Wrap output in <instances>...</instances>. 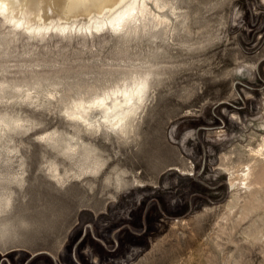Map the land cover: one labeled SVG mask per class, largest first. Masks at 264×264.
<instances>
[{
    "label": "rangeland",
    "instance_id": "rangeland-1",
    "mask_svg": "<svg viewBox=\"0 0 264 264\" xmlns=\"http://www.w3.org/2000/svg\"><path fill=\"white\" fill-rule=\"evenodd\" d=\"M170 1L169 34L45 45L0 26V264H264V0ZM150 67L128 140L79 133L63 113L68 95ZM82 152L105 166L73 179ZM249 169L252 195L229 181Z\"/></svg>",
    "mask_w": 264,
    "mask_h": 264
},
{
    "label": "bare ground",
    "instance_id": "bare-ground-1",
    "mask_svg": "<svg viewBox=\"0 0 264 264\" xmlns=\"http://www.w3.org/2000/svg\"><path fill=\"white\" fill-rule=\"evenodd\" d=\"M115 2L116 0H102L100 3H80L77 0H0V26L6 28L10 34H13L15 39L20 33H24L28 37L38 40L39 43L43 42L47 45L49 39L55 35L71 39L78 36H83L82 39L84 37H91L92 39L96 34L103 35L101 33L113 31L117 35L127 37L148 28L152 31L163 29L164 33L169 34L173 28V20L170 16H174L175 19L179 18L178 7L170 0H136L135 3H131V0H125L119 7H114ZM111 66L109 65V67ZM151 67L145 69L130 68L128 75L122 79L119 78V81H115L110 86L104 85L103 88L92 86L84 92H81L80 89V93H75L77 94L76 96L67 94V99L61 102L64 106L62 109L63 113L79 133L89 134L93 137L112 132L119 138L128 140L135 127L137 117L144 112L150 100ZM55 87L58 88L57 85ZM27 95L31 97V94L28 93ZM47 95L50 99L56 96H54L52 91H48ZM61 98L64 99L63 97ZM103 137L105 138V136ZM73 139L75 138L72 137ZM262 144L264 143L262 142ZM68 146L72 151V155H69L68 158L78 154L80 146L78 147L76 143L72 145L70 142ZM262 150L257 154L264 156ZM83 153L82 158L86 163L77 165L78 171L74 170L73 179H82L86 175H96L103 168L102 166H105L104 162L100 160L99 162L93 155L89 153L83 155ZM49 166L51 176L58 183L64 185L68 179L60 171L59 165L53 162ZM230 174L231 187L236 188L237 191L244 190L245 193L248 192L252 195L259 185L257 181L252 180L253 173L250 169L248 172L236 170ZM68 178L70 179L71 176ZM2 198L0 213L5 212L6 208L12 205L11 195H5ZM1 232L0 228V241H6L3 239L4 236ZM6 246L7 243L5 242L0 245V251H5L4 248Z\"/></svg>",
    "mask_w": 264,
    "mask_h": 264
},
{
    "label": "snow or ice",
    "instance_id": "snow-or-ice-1",
    "mask_svg": "<svg viewBox=\"0 0 264 264\" xmlns=\"http://www.w3.org/2000/svg\"><path fill=\"white\" fill-rule=\"evenodd\" d=\"M77 2H80V3H90V2L91 3H100V2H102V0H77ZM124 2H125V0H116L114 7H119V5L121 3H124ZM135 2H136V0H131V3H135Z\"/></svg>",
    "mask_w": 264,
    "mask_h": 264
},
{
    "label": "crops",
    "instance_id": "crops-1",
    "mask_svg": "<svg viewBox=\"0 0 264 264\" xmlns=\"http://www.w3.org/2000/svg\"><path fill=\"white\" fill-rule=\"evenodd\" d=\"M0 254H2L3 256H5V254H6V253H5V254H3V253L1 252Z\"/></svg>",
    "mask_w": 264,
    "mask_h": 264
}]
</instances>
